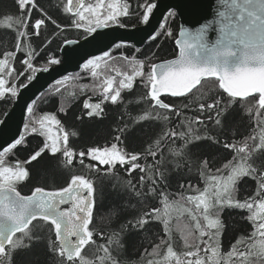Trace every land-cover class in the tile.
I'll return each mask as SVG.
<instances>
[{"label": "snow or ice", "instance_id": "snow-or-ice-1", "mask_svg": "<svg viewBox=\"0 0 264 264\" xmlns=\"http://www.w3.org/2000/svg\"><path fill=\"white\" fill-rule=\"evenodd\" d=\"M17 5L19 16H6L0 21V25L15 28L18 33L16 50L4 51L0 58V98L17 97L19 90L26 87L25 84L16 83L21 77L26 76L27 81L31 82L37 72L49 70L47 66L38 68L34 65L35 54L31 46L21 39L30 35L27 28L33 9L37 7L35 0H17ZM158 7V0H137L135 11L129 0H95L94 3L67 0L64 11L75 17L69 28L83 29L91 35L98 29L112 26L124 28L127 26L124 18L132 15H136L141 24H147L150 15ZM175 15V10L169 9L166 20ZM47 18L56 24L50 16ZM44 23L43 19H36L32 27L40 29ZM210 25L214 27L210 28ZM166 27V23H161L160 30L149 36L148 42L173 37L171 28L165 31ZM210 31L215 32L214 39L211 38ZM179 36L176 40L178 53L173 59L149 64L150 57L137 59L135 54L129 57L120 52V56L131 68V74L118 72L123 77L119 80L118 87H114L111 76L97 80L91 85V91L93 95L102 96V99L96 103L84 101V108L91 109L87 115L99 117L103 114L102 105L105 102L110 100L112 104H117L122 90L133 89V82L139 78L147 90L140 99L147 107L141 116L133 120V124L149 120L161 122L164 125L162 134L149 143L143 153L129 152L120 146L123 144L121 136L129 130V125L125 124L117 129L116 142L110 146L90 147L87 152L80 151L79 163L84 165V157L87 156L92 161H98L99 165L107 166V172L120 166L131 176L134 171L139 170L142 173L138 181L139 189L129 179L126 184L130 190L137 197L157 194L161 197L162 207L143 213L121 228L122 232L129 227L143 228L149 221L162 223L165 236L152 246L151 252L146 249L142 253V258L159 256L160 259L149 258L146 264H264V170H260L254 163L255 154L264 152V127L260 128L259 143L254 147L248 142L255 140V136L246 137L243 142H225L223 146L233 149L235 155L215 171L209 166L207 159L194 161L191 152L195 144L204 140L220 144L216 136L209 135L207 123L214 122V127L222 128L224 117L237 103L249 115L256 112L264 116V0H218L212 21L193 28H182ZM65 43L73 44L75 41L65 40ZM122 47L125 45L115 46L116 50ZM141 51L140 48L136 49L137 53ZM17 52L26 53V59L20 61L25 66L22 72L17 71L14 66ZM115 59L111 50L103 51L99 56L86 59L80 67L83 72L98 78L101 61L107 67L109 61ZM60 63L56 58L48 60V65ZM80 79V73L57 79L48 86L49 96L59 95L62 85L70 80ZM209 83L212 84L211 88L207 86ZM79 89L83 93L89 89V85L80 84ZM75 94L69 93L72 96ZM163 96L181 98L182 102L179 105L166 103ZM60 111L64 110L61 108ZM172 114L179 120L175 127L168 126ZM6 123L0 122V130ZM257 123L258 126L264 124V120ZM53 125L57 128L56 133L53 132ZM31 134L44 138L42 146L27 160H12L15 150L26 146L27 137ZM71 135L75 136L76 133ZM177 140L182 142L179 146L176 145ZM169 141L168 152L173 157V167L181 168L187 164L191 173L193 165L198 164L204 187L200 189L190 184L186 189L195 191L196 195L185 196L182 191L176 194V199H170V194L164 190L157 193L168 175V169L161 167L165 161L161 150ZM4 143L6 146L0 147V264H10V258L16 249L27 248L34 239H40L34 235V229L44 227L33 223L38 218L44 222L50 221L54 227L55 240L49 239L48 244L50 250L58 254V264H124L112 254L113 246L116 249L123 247L119 240L120 232H113L106 244H97L94 239L96 235H104L92 227L94 180L85 175H72L67 186L57 190L48 191L37 187L30 195H23L18 190L30 178L26 165L46 153L53 156L62 154V163L66 166L76 163L77 154L69 145V133L56 115L47 112L38 115L36 101L33 100L27 104L23 128L18 137L10 143ZM237 144L240 146L237 147ZM158 155L160 159H157ZM148 157L152 158L151 163H140L142 159L147 161ZM87 167L92 172H100L95 164ZM249 176L257 179V190L253 196L241 201L236 198L237 185L243 177ZM180 187L185 189L183 184ZM66 205L68 206L65 207ZM226 207L246 209L250 213L247 219L252 223L253 231L247 241L238 238L230 250L224 253L219 239L223 229L219 216ZM173 212H178L181 216L187 214L190 218V223L180 230V241L184 249H187L183 252L174 249L175 241L170 228ZM257 234L259 239H255ZM245 245V250H240ZM86 246L95 247V259L85 256ZM101 251L103 255H98Z\"/></svg>", "mask_w": 264, "mask_h": 264}, {"label": "trees", "instance_id": "trees-1", "mask_svg": "<svg viewBox=\"0 0 264 264\" xmlns=\"http://www.w3.org/2000/svg\"><path fill=\"white\" fill-rule=\"evenodd\" d=\"M91 1L88 0L86 2ZM129 2L133 6V11H135L137 0H129ZM139 2H143V0H139ZM35 3L37 7L33 9L27 28L30 35L27 38L21 39L31 46V50L36 57L34 65L38 68H44L50 66L48 65L50 58L59 60V47L65 40L78 39L87 33L83 29L75 30L68 27L75 17L64 11L65 0H35ZM167 14L168 12L164 15L161 23H166L167 27L165 31L167 28H171L174 33L173 37L157 39L151 43L147 40L139 47L142 50L140 53L136 52V47H130L129 45H132L130 43H118L124 44L125 47L116 50V44L110 49L116 59L109 61L107 67L101 61V68L98 69L100 73L98 78H93L90 73L83 72L80 69L78 72L67 75L71 74L74 76L76 73H80L82 79L78 81L70 80L62 85V91L59 95L49 96V88H47L37 96L35 99L37 114L52 113L61 121V125L69 133V145L77 154L76 163L66 166L62 163V154L53 156L50 153H46L36 161L26 165L30 171V178L18 187V190L22 194H29L37 187L52 190L66 187L72 175H85L86 178L94 180V219L92 227L98 233L104 234L103 237L96 235L94 239L97 244H106L113 232H120L119 240L123 247L122 249H116L113 246L112 254L124 262V264H146V260L149 258L160 259L159 256H145L142 258V253L146 249L148 252H151L152 246L159 243L160 238L165 236L161 222L149 221L143 228L133 229L129 227L122 232L121 228L123 225L128 224L129 221L138 219L143 213H150L151 209L162 207L160 204L161 197L158 194L156 196L137 197L130 190L126 184V181L129 179L139 189L138 181L140 175H142L139 170L134 171L131 176L120 166H117L112 172H107V166L99 165L98 161H92L87 156L84 157V165H81L78 153L80 151L87 152L90 147L110 146L111 143L116 142L117 129L123 127L125 124L129 125V130L121 136L123 144L120 146L129 152L143 153L147 145L162 134L164 125L161 122L152 120L133 124V120L141 116L147 107L146 103L140 99L147 90L143 83L139 81V78L133 82V89L122 90L121 99L117 104H112L110 100L105 102L102 105L104 109L103 114L99 117H89L87 115V112L91 109L84 108V101L89 100L90 103H96L102 99V96L99 94L93 95L91 91V85L96 83L97 80H104L111 76L113 77L114 87H118L119 80L123 77L117 73L128 72L131 74V68L128 66L127 61L123 60L120 56V52L129 57L135 54L137 59L150 57L149 64L170 58L176 54L174 38L178 29V19L175 15V17L166 20ZM19 15L20 10L17 0H0V21L4 20L6 16L15 17ZM49 16L56 21V24H53L47 18ZM36 19H43L45 21L40 29L32 27ZM124 19L127 26L141 24L136 15ZM160 25L155 33L160 30ZM62 29L64 30L62 31ZM17 36L18 33L15 28L10 29L0 25V58H2L4 51L16 50ZM158 45L159 47H157ZM24 59H26V53L17 52L14 66L19 72L24 71L25 66L20 63ZM26 82V76L16 81L17 84H24ZM54 82L51 84H54ZM80 84L89 85V89L82 93L79 89ZM207 86L211 88L212 84L209 83ZM220 91L222 92L223 90ZM71 92H75V96L69 95ZM224 96L226 97L227 94H224ZM162 98L165 99L166 103L179 105L182 102L181 98L170 96H163ZM12 100L13 98L10 96L0 98V119L4 111L10 106ZM61 108L64 111H60ZM187 114L195 115V113ZM204 118L206 119V117ZM260 120H264V116L258 115L256 112L249 115L237 103L229 109L227 116L224 117L222 128L214 127V122L207 123L209 135L216 136L220 140V144H214L208 140L198 142L191 148L192 159L194 161L207 159L213 171L221 168L228 161L232 160L235 155L233 149L223 146L225 142L229 144L243 142L246 137L255 136V140L248 142L249 145L254 147L255 144L259 143L260 128L264 127V124L258 126L257 122ZM178 123L179 120L172 114L168 126L175 127ZM73 132L76 133L75 136L71 135ZM43 139V137L37 134L29 135L26 140V146L18 147L11 159L27 160L42 146ZM180 143L182 142L177 140L176 145L179 146ZM169 145L170 141L161 150L165 156L164 164L161 167L168 169V175L166 181L160 184L157 193L160 190H164L170 194V199H176V194L182 191H184L185 196L196 195L195 191L186 189L190 184L200 189L204 187V181L199 176L198 164L193 165L191 173L188 171L187 164L181 168L173 167L171 163L173 157L168 152ZM239 146L237 144V147ZM157 159H160L159 155ZM145 162L151 163L152 158L148 157L147 161L143 159L140 161V163ZM254 163L260 170H264V152H257L255 154ZM89 164L97 165L100 168V172L95 173L90 171L87 167ZM181 184L185 186V189H181ZM256 190L257 179L251 176L243 177L237 185L236 198L243 201L247 197L253 196ZM144 191L146 192V188ZM191 206L194 207V205ZM248 215L250 213L246 209L242 210L238 208L226 207L220 212L219 219L223 224L219 237L222 252L227 253L238 238H243L247 241L248 236L253 231V225L247 219ZM33 223L44 225L42 229L40 227L34 229V235L40 237V239H34L27 248L16 249L10 258V264H58V254L53 253L48 244L49 239L55 240L54 227L51 226L50 221L44 222L39 220V218ZM189 223L190 218L187 214L181 216L178 212L172 213L170 228L172 229V236L175 241L174 249L177 252L187 250L184 249L180 241V230L184 229ZM259 238L257 234L255 239ZM245 247L246 245L241 247L240 250H245ZM163 251L164 249L161 250V252ZM93 253H96L95 247L86 246L85 256L89 259H95ZM97 254L103 255L102 251Z\"/></svg>", "mask_w": 264, "mask_h": 264}, {"label": "water", "instance_id": "water-1", "mask_svg": "<svg viewBox=\"0 0 264 264\" xmlns=\"http://www.w3.org/2000/svg\"><path fill=\"white\" fill-rule=\"evenodd\" d=\"M158 4V9L150 15L147 24L124 28L112 26L108 29H98L96 33L86 34L78 39H68L75 41L73 44L64 41L59 47L61 63L48 66L47 72H37L33 81L24 83L26 87L19 90L18 96L13 98L10 106L4 111L0 122L6 121L7 123L0 130V147L6 146L5 141L10 143L18 137L20 129L23 128L27 104L35 100L52 82L69 73L78 72L81 69L80 65L86 59L99 56L103 51H109L117 43H130L136 48L141 47L148 37L155 33L169 9L175 10L178 19V29L174 38L177 54L176 40L180 38V29L193 28L212 21L218 0H158ZM211 27L214 25H210ZM210 36L214 39L215 32L210 31ZM175 55L167 59H173Z\"/></svg>", "mask_w": 264, "mask_h": 264}, {"label": "rangeland", "instance_id": "rangeland-1", "mask_svg": "<svg viewBox=\"0 0 264 264\" xmlns=\"http://www.w3.org/2000/svg\"><path fill=\"white\" fill-rule=\"evenodd\" d=\"M92 1H95V0H92ZM53 132L56 133L57 132V128L55 125H53Z\"/></svg>", "mask_w": 264, "mask_h": 264}]
</instances>
